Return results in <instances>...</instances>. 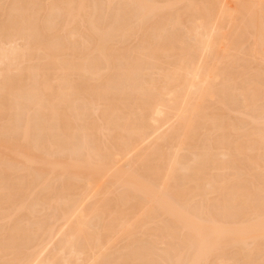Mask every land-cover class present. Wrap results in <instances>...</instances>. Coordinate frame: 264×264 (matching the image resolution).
Returning a JSON list of instances; mask_svg holds the SVG:
<instances>
[{"label":"bare ground","instance_id":"1","mask_svg":"<svg viewBox=\"0 0 264 264\" xmlns=\"http://www.w3.org/2000/svg\"><path fill=\"white\" fill-rule=\"evenodd\" d=\"M0 264H264V0H0Z\"/></svg>","mask_w":264,"mask_h":264}]
</instances>
